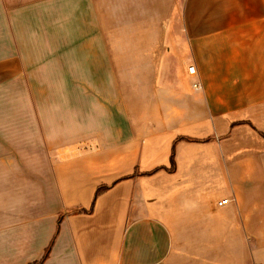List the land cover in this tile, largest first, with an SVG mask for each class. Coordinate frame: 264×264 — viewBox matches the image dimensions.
<instances>
[{
  "label": "crops",
  "instance_id": "0c3cea01",
  "mask_svg": "<svg viewBox=\"0 0 264 264\" xmlns=\"http://www.w3.org/2000/svg\"><path fill=\"white\" fill-rule=\"evenodd\" d=\"M56 234L45 264H264V0H0V264Z\"/></svg>",
  "mask_w": 264,
  "mask_h": 264
},
{
  "label": "trees",
  "instance_id": "16d2710c",
  "mask_svg": "<svg viewBox=\"0 0 264 264\" xmlns=\"http://www.w3.org/2000/svg\"><path fill=\"white\" fill-rule=\"evenodd\" d=\"M172 161L174 162V159H173V158H172ZM102 190H104V189L101 188V189L98 191V193H100ZM62 220H63V218H62V216H61V217H60V220H59V223H58V227H57V234H58V232H59V229H60V223H61ZM57 234H56L54 240L52 241V243L50 244V246L46 249L45 254H44V256L41 258V260L38 261V262H35V263H33V264H45V263L47 262V260L50 258V254H51V251H52V248H53V245H54L55 239H56V237H57Z\"/></svg>",
  "mask_w": 264,
  "mask_h": 264
},
{
  "label": "built area",
  "instance_id": "2783aa9c",
  "mask_svg": "<svg viewBox=\"0 0 264 264\" xmlns=\"http://www.w3.org/2000/svg\"><path fill=\"white\" fill-rule=\"evenodd\" d=\"M190 74H191V75H195V68H194V67H191V68H190ZM194 87H195L196 89H198V88H199V85H198V84H195ZM228 202H229V200L226 199V200H223L222 202H220L218 205H219V206L226 205Z\"/></svg>",
  "mask_w": 264,
  "mask_h": 264
}]
</instances>
